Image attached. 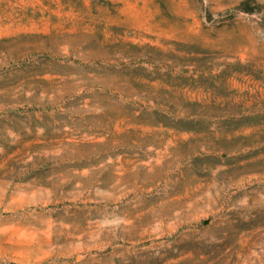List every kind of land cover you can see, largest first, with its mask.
Here are the masks:
<instances>
[{
	"label": "rangeland",
	"instance_id": "1",
	"mask_svg": "<svg viewBox=\"0 0 264 264\" xmlns=\"http://www.w3.org/2000/svg\"><path fill=\"white\" fill-rule=\"evenodd\" d=\"M0 264H264V0H0Z\"/></svg>",
	"mask_w": 264,
	"mask_h": 264
}]
</instances>
